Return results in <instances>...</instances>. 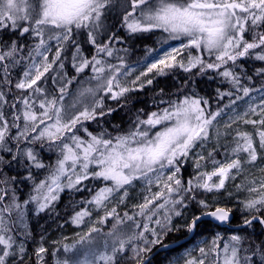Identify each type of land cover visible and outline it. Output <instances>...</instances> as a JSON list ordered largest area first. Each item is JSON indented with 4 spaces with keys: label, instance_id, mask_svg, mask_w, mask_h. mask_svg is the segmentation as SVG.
<instances>
[{
    "label": "snow or ice",
    "instance_id": "6c2138e0",
    "mask_svg": "<svg viewBox=\"0 0 264 264\" xmlns=\"http://www.w3.org/2000/svg\"><path fill=\"white\" fill-rule=\"evenodd\" d=\"M112 3L0 0V264H47L43 236L28 252L32 234L25 209L34 206L29 211L37 216L55 212L65 189L89 193L90 198L73 201L65 221L87 228L80 243L88 248L84 260L57 258L55 264H150L147 254L162 243L164 235L214 228L232 234L221 243L223 238L217 233L210 247L198 249L199 256L194 250L186 251L183 264H208L210 257L212 264H264V177L258 183L253 178L247 184H235L239 192L249 195L237 198L234 207L220 200L225 193L229 201L234 195L227 189L228 181L254 168L264 173V84L251 86L254 77L243 63L259 62L255 75L264 80V0H122L119 23L128 36L160 31L167 34L165 43L180 41L150 62L146 56L141 62L144 70L131 81L126 78L135 69L124 56L117 57L118 65L105 59L128 52L113 47L114 41L123 42L116 33L104 35L108 31L104 18ZM84 33L94 49L90 54L77 39ZM52 40L56 41L54 54ZM69 54L75 75L67 71ZM17 68L22 69L18 79L14 78ZM175 69L187 74L175 99H165L160 89L153 99L157 110L128 107L130 93L153 85L150 73L166 76L172 70L175 75ZM87 70L96 86L81 89L68 105L69 86ZM209 73L230 85L229 90H216L217 100L235 95L215 111L209 110L210 99L196 91V77L207 75L211 80ZM48 79L58 88L42 87ZM99 92L104 96H98ZM252 92L260 93V103H249L243 112L233 109L223 130L216 127L213 135L211 130L225 109ZM106 97L116 105H107ZM125 108L127 130L114 125L115 134L107 129L94 134L85 127V122L100 123ZM239 122L252 125L254 131L240 127ZM38 149L55 152V163L46 164ZM221 154L224 158L218 159ZM187 161L193 162L194 171L185 182L182 168ZM9 169H16L17 174L9 175ZM33 169L45 170V178L36 182ZM90 180L102 186L84 184ZM25 181L31 184V192L20 201L17 189ZM136 181L144 185L143 202L134 204L137 212L125 211L121 217L118 208L130 198ZM136 216L143 217V223ZM108 219L117 225L131 221L132 226L128 230L114 226L100 250L92 234L99 233L97 225ZM74 247L65 245L64 252ZM56 255L53 251L52 256Z\"/></svg>",
    "mask_w": 264,
    "mask_h": 264
},
{
    "label": "trees",
    "instance_id": "16d2710c",
    "mask_svg": "<svg viewBox=\"0 0 264 264\" xmlns=\"http://www.w3.org/2000/svg\"><path fill=\"white\" fill-rule=\"evenodd\" d=\"M121 2L122 0H113V3L109 9V11L106 13L104 18V23L106 26V29L108 31L105 32L104 35H111L112 33H116L118 36H120L123 40V42L114 41L113 47L115 49H128L127 53H124L123 51H119L114 53L113 57L105 58L110 63L118 65L120 61L117 59L118 56H124L125 62L128 66H133L140 64L145 57L158 50L160 47L171 44L174 41L168 40L166 43L165 38L167 36L166 33H162L160 31H154L151 33H145L141 35H137L135 37L128 36L124 28L119 23L120 20H122V8H121ZM104 36L101 37L103 39ZM78 41L82 43V48L86 53H92L94 52V49L91 47V45L87 44V36L86 33L81 34L77 37ZM29 44L32 43L31 39H28L27 41ZM153 50L149 52V50ZM207 59V58H206ZM245 71L248 75L253 76L254 79L251 81V86L254 87H261L262 84H264V80L261 79V77L255 75L256 67L259 66V62L256 61H245ZM67 65V71L70 72L71 75H75L74 70L71 68V62H70V54L69 59L66 61ZM170 74L166 76H154V83L151 86H148L145 88L142 92H134L130 93L129 96L131 97L129 101V108H132L133 111L136 109L143 108L145 110H157L156 105L153 104V99L156 95V93L160 92V89H164L165 91V99L173 98L175 99L179 93L178 89H180L183 85V82L187 76L186 73H184L180 69H175V75H172V70H169ZM22 74V69L17 68L14 70V78H19V75ZM213 76V79L209 80L207 75L204 77H196V91L199 93L200 96H203L205 98H209L211 102V108L209 110L215 111L214 109L223 107L225 104H228L230 102V99H234L235 95L233 97H224L222 100H217V89L221 90H229L230 85L223 83L222 78L216 76L215 73H209ZM51 75H55V72L51 73ZM92 73L90 70H87L86 74H81L80 77L77 78L76 81H74L70 86L68 90V95L65 97V102L68 105H71L73 103V100L75 97H77L79 91L84 88L88 87H95L96 81L90 80L89 77H91ZM242 83L245 86H249L248 80H243ZM42 87H45L49 90L57 89L58 85L53 84V81L51 79H48L45 81L44 84L41 85ZM187 91L191 92V89H188ZM233 92H235L234 89H232ZM59 95L58 91L56 93ZM242 93H239L241 95ZM98 96H104L103 92H99ZM158 98V97H157ZM90 99V97H89ZM105 103L107 105L115 106L116 102L112 101L110 98H105ZM166 105H161L160 107H165ZM127 108L125 109H118L116 112L112 113L111 116L105 117L100 123L96 122H85V127L89 129V131L95 133H98L102 129H107V131L115 134L117 129L114 128V125H120L121 129L127 130L128 124H129V116L127 114ZM83 136V132L79 133ZM38 151H41L38 149ZM41 157L44 160L46 164H54L56 159V153L55 152H48L46 150L41 151ZM9 175H16L17 170L16 169H9L7 170ZM33 172L36 174L35 179L36 182H39L40 180H43L46 175L45 170H36L33 169ZM193 171L192 168L188 164H184L182 168V177L183 180L186 182L192 175ZM85 185L88 187H93L96 185L102 186V182L100 181H85ZM31 192V184L27 181L19 184V187L17 189V194L20 199V201H23L24 199H27L28 195ZM90 198L89 193L87 191L83 192H70L67 189H65L64 192L60 194V200L56 202V211L51 213H40L38 216L35 215L32 211H29V209L33 208L34 206L29 205L25 209V219L28 225V230L32 234V238L27 241V249L28 252L31 253L34 248L41 243V236L45 238L49 237L50 235L56 233L60 229H63L65 227H68L71 229L70 223H65L66 220H68L69 215L72 211V204L73 201L79 202L83 198ZM222 203L225 201H221ZM229 202L230 206H235L236 199L232 202ZM236 217L237 220L240 217L239 210H236ZM236 221H234L235 224ZM63 225V226H61ZM131 223H127L124 225H115L111 224L109 220H107L105 223L100 224L98 227L100 228L99 233H93V239L95 241L93 242L94 246L100 248V244L103 241V238H105L109 232L113 231L114 226L119 230H126L122 229L124 226H130ZM134 227V226H133ZM129 229V227H128ZM259 228H257V233H259ZM217 233L224 236V239H228V237L232 234L229 231H224L223 228H214L210 230H197V232L193 235V238L187 242L180 244L176 246L175 248L159 253L157 254L152 260H150V264H167L173 257H175L178 253H180L186 246L189 244L195 243L197 239H199L202 236L205 237H213V234L216 235ZM188 235V232L184 229H181L178 232H172L168 233L167 235L163 236L162 243L159 245H156L153 248V251L159 247H162L164 244L170 245L175 244L183 240ZM43 243L46 245V242L43 241ZM48 249V252L45 256V259L47 261V264H55V261L57 258H61L62 256H66V258H69V255L66 253H63L62 249L57 246H46ZM56 251L57 255L56 257L52 256V252ZM150 254V253H149ZM147 254V256L149 255ZM123 264H134L132 261H124ZM208 264H212V259L208 262Z\"/></svg>",
    "mask_w": 264,
    "mask_h": 264
},
{
    "label": "rangeland",
    "instance_id": "374dc122",
    "mask_svg": "<svg viewBox=\"0 0 264 264\" xmlns=\"http://www.w3.org/2000/svg\"><path fill=\"white\" fill-rule=\"evenodd\" d=\"M172 41H174V40H172ZM49 43L53 48V54H54V50L56 47V41L52 40ZM179 44H180V41H174L171 44H167V45L160 47L158 50L147 55L148 61L150 62V60L154 57L158 58L160 55L163 54L164 51H167L171 47H176ZM105 58H108V57H105ZM205 58H207V57H205ZM144 61H145V59L142 62H144ZM129 67L135 69V71L132 72L131 76L126 78L127 81H131L137 75H139L140 71L144 70L141 63L137 64V65L129 66ZM155 75H156L155 72L149 74V76H151V77H154ZM241 96H243V93L241 94ZM253 97H255V99H253ZM249 103L259 104L260 103V93L259 92H252V93H250V95L248 97H244L241 100H237L236 103L234 105H232V108L225 109V112L222 114V116L217 118V122L215 124V127L211 130L212 134L213 135L215 134L216 127H219L221 130H223L224 123L229 120L230 116L234 115L233 109H235L236 112H243L244 110H246ZM216 109H214V110H216ZM239 123H240V127L246 129L247 131H249V132L254 131V128L252 125H243L242 122H239ZM236 126L237 125L234 124L233 128H235ZM230 139L231 138L229 137V140ZM212 143H215V140H213ZM221 153H223V148H221ZM204 154L205 155L207 154L206 151ZM217 158L223 159L224 157L221 154ZM185 164H188L192 168V171H194L192 161H187V162H185ZM211 167H212V165L209 163L208 169L211 170ZM261 177H264V173H262L258 169L254 168V169H251L250 171H246L241 176H237L235 181H231V180L228 181L227 182V189H228V191H230L234 194L232 199L230 200V202L234 201L237 198L244 199L246 196L249 195L246 191L245 192H239L235 188V186H234L235 184H247L253 178H255L257 183H258ZM134 184H135V187L131 189L130 198L126 201L125 204L120 205L118 208V211H119L121 217H123L125 211H127L129 213V215H132L135 212H137L138 209L133 207L134 204L143 202V196L146 194L145 191H143L144 185L141 184L140 181H136V182H134ZM156 190L157 189L153 185V191H156ZM208 195H209V198L211 199L212 194H208ZM220 200L221 201H229L228 197H227V193H225L223 196H221ZM99 215H103V213H99ZM96 218H97V214L94 213L93 217H92L93 222H95ZM135 219L141 223H143V220H144V218L140 217V216H136ZM175 219L176 218H174V221H175ZM108 220L111 222V224L117 225L116 221L114 219H108ZM127 223H131V221H127L124 224H127ZM124 224H120V225H124ZM97 226H99V225H97ZM130 226H132V225H130ZM130 226H128V227H130ZM152 226L155 227V225H152ZM128 227L124 226L122 229L128 230ZM86 231H87V228L85 226H81L80 228H76L73 225H71V229L68 227H65L63 229H60L56 233L50 235L49 237L45 238L44 241L46 242V245L45 244L44 245H45V247L50 246V245L55 246V247L59 246L62 249L63 253H65L64 252V246L65 245H68V246L74 245L75 247L73 248V250L71 252L66 253V254L69 255V258L84 260L86 255H87L88 246L82 245L80 243V236L83 235L84 232H86ZM216 235L213 234V237H205V236L200 237L199 239H197L195 241V243L189 244L188 246H186L180 253H178L175 257H173L167 264H183L184 253L186 251H189V250H194L193 254L199 256L198 249L200 247H205V246L210 247L211 241L213 240V238ZM219 235L223 238L221 243L226 241V239H224L223 235H221V234H219ZM92 236H93V234H92ZM106 239H108V235L105 238H103V241L105 242ZM94 241H95V239H93V242ZM104 242H102L100 244V246H101L100 248H98L97 246H96V248L102 250L103 246H104ZM205 242H207V244ZM61 258H66V256L61 255ZM88 258L90 259L91 257H88ZM210 260H211V257L209 258V261Z\"/></svg>",
    "mask_w": 264,
    "mask_h": 264
},
{
    "label": "water",
    "instance_id": "95a60500",
    "mask_svg": "<svg viewBox=\"0 0 264 264\" xmlns=\"http://www.w3.org/2000/svg\"><path fill=\"white\" fill-rule=\"evenodd\" d=\"M193 235L192 233H188V235L183 239L181 240L180 242L178 243H175V244H170L168 245L169 247L167 248H164L163 246L162 247H159L157 249H155L152 253H150L147 257H148V261L152 260L157 254L159 253H162V252H165V251H168V250H171L173 248H175L176 246L180 245V244H183V243H187L189 242L192 238H193Z\"/></svg>",
    "mask_w": 264,
    "mask_h": 264
}]
</instances>
